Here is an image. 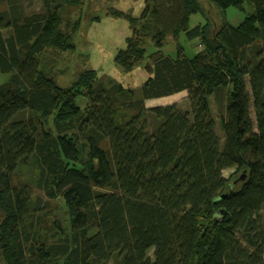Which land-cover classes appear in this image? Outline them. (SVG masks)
<instances>
[{
  "label": "trees",
  "instance_id": "obj_1",
  "mask_svg": "<svg viewBox=\"0 0 264 264\" xmlns=\"http://www.w3.org/2000/svg\"><path fill=\"white\" fill-rule=\"evenodd\" d=\"M21 1L0 0V73L11 74L0 85L2 264H264V0L111 10L132 31L116 65L131 72L157 48L138 96L91 69L58 84L54 67L82 25L70 8L86 0H38L30 13ZM232 7L245 15L238 25ZM197 14L208 18L191 28ZM183 34L203 50L187 56ZM169 37L175 58L162 51ZM229 87L219 136L210 96ZM184 91L188 111L146 107Z\"/></svg>",
  "mask_w": 264,
  "mask_h": 264
},
{
  "label": "rangeland",
  "instance_id": "obj_2",
  "mask_svg": "<svg viewBox=\"0 0 264 264\" xmlns=\"http://www.w3.org/2000/svg\"><path fill=\"white\" fill-rule=\"evenodd\" d=\"M145 0H86L81 8H70V17L72 21L81 17L82 25L77 32L74 40L76 50L68 51L59 55V63L54 67L57 82L60 86L65 87L70 85L79 75L85 70H95L99 76H108L115 83H119L125 87L134 89L136 95L140 94L142 84L147 80L149 75L145 71V65L148 62V57L157 51V48L149 43L147 45V59L143 64L135 68L131 72H125L120 66L115 63V56L118 49L125 47V39L132 35L129 23L123 19L110 14L111 10H119L125 14L133 12L135 17H141L144 9ZM25 13L36 12L41 9V2L38 0H22L19 2ZM209 7L208 5H206ZM209 18L217 24L221 23L220 15L217 10H211L208 14ZM207 16V18H208ZM244 14L236 10L234 7L228 10V19L233 25H238L242 22ZM68 17V18H70ZM202 14L193 15L191 17V28L198 24H204L206 19ZM200 40L189 41L183 34L180 44L184 48L187 56L192 57L194 54L201 52L203 46ZM261 43V42H257ZM165 55L173 58L177 55L176 45L173 40L167 38L166 45L162 49ZM251 60L255 62L256 53L254 48L247 50ZM11 77V74L0 73V85L5 84ZM105 83V81H103ZM108 83V82H106ZM231 87L219 90L210 96V105L212 114L216 122V131L219 136H222V131L218 124V116L224 112L227 95ZM188 93L186 91L176 95L152 99L146 103L147 108L158 106H167L171 104H179L183 111L190 110V104L187 101ZM80 105H85V100H80ZM28 115V112H26ZM252 118L255 119L254 112ZM153 129L157 126L156 120L150 116L149 118ZM233 170L224 171V176L229 177ZM43 196L42 194H39ZM55 208L52 213L61 220V225L69 230V222H67V214L65 206L60 200L51 202ZM153 250L149 252V257L154 258ZM3 261L0 257V264ZM116 262L113 261L112 264Z\"/></svg>",
  "mask_w": 264,
  "mask_h": 264
},
{
  "label": "crops",
  "instance_id": "obj_3",
  "mask_svg": "<svg viewBox=\"0 0 264 264\" xmlns=\"http://www.w3.org/2000/svg\"><path fill=\"white\" fill-rule=\"evenodd\" d=\"M147 102H148V101H147ZM147 102H146V103H147Z\"/></svg>",
  "mask_w": 264,
  "mask_h": 264
}]
</instances>
